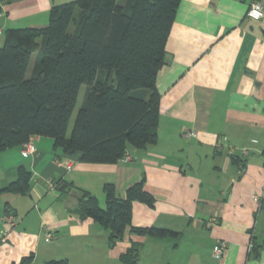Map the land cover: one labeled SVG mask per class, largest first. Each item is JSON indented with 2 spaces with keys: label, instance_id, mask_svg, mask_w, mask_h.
Segmentation results:
<instances>
[{
  "label": "crops",
  "instance_id": "crops-1",
  "mask_svg": "<svg viewBox=\"0 0 264 264\" xmlns=\"http://www.w3.org/2000/svg\"><path fill=\"white\" fill-rule=\"evenodd\" d=\"M69 1L0 0V44L5 29L47 26L51 8ZM248 8V0L180 2L157 77L158 141L130 146L131 159L84 162L49 136H34L28 157L22 145L0 152V187L19 165L32 172L28 193L0 194V264H122L134 242L142 244L139 264H264V17L250 18ZM143 177L154 202H134L132 226L178 235L128 229L110 246L108 229L81 216V190L104 206L106 183L124 197ZM8 212L15 226L3 219ZM211 216L217 223L208 227ZM219 240L228 244L220 260L213 256Z\"/></svg>",
  "mask_w": 264,
  "mask_h": 264
},
{
  "label": "trees",
  "instance_id": "trees-1",
  "mask_svg": "<svg viewBox=\"0 0 264 264\" xmlns=\"http://www.w3.org/2000/svg\"><path fill=\"white\" fill-rule=\"evenodd\" d=\"M181 1L72 0L51 8L47 26L5 29L0 44V152L33 136H49L56 149L81 153L84 162L116 163L130 146L156 143L157 77L167 62L166 45ZM83 85L85 99L69 133ZM31 180L32 172L19 165L17 177L1 186L0 194H26ZM145 184L143 177L119 197L115 184L106 183L104 206L98 196L81 190L78 210L108 229L110 246L128 229L177 236L169 228L132 226L134 202H154ZM141 250L142 244L132 243L120 256L122 264H139Z\"/></svg>",
  "mask_w": 264,
  "mask_h": 264
},
{
  "label": "built area",
  "instance_id": "built-area-1",
  "mask_svg": "<svg viewBox=\"0 0 264 264\" xmlns=\"http://www.w3.org/2000/svg\"><path fill=\"white\" fill-rule=\"evenodd\" d=\"M249 1V8H248V16L253 19H262L264 17V0H248ZM185 135L187 136H194L196 135L195 131H185ZM36 144L34 141V136L30 138L29 141L22 144V155L25 157L30 156L36 151ZM243 153L246 155L248 153V148H243ZM132 155L128 152L125 153L123 159H131ZM255 200H258V197L255 196ZM3 219L10 225L15 226L17 223L16 216L13 213H6ZM217 223V217L211 216L207 221L206 225L208 227L214 226ZM54 237V233L49 232L46 236L48 241L52 240ZM228 244L225 240H219L213 248V256L220 260L223 258ZM250 250L253 248V244H250Z\"/></svg>",
  "mask_w": 264,
  "mask_h": 264
},
{
  "label": "rangeland",
  "instance_id": "rangeland-1",
  "mask_svg": "<svg viewBox=\"0 0 264 264\" xmlns=\"http://www.w3.org/2000/svg\"><path fill=\"white\" fill-rule=\"evenodd\" d=\"M125 1L126 0H118L119 3H125ZM35 56H36V53L33 54L32 63H33V61L35 59ZM82 94L83 93H81L80 97L78 98V102H77L76 108H75L74 113L72 115V118H71V121H70V125H69V133H71V130H72V127H73V123H74L75 117L77 115V112H78L79 108L82 105V98H83V95Z\"/></svg>",
  "mask_w": 264,
  "mask_h": 264
}]
</instances>
